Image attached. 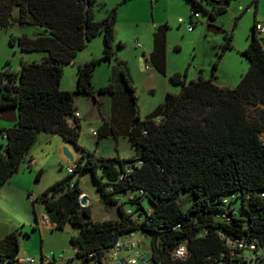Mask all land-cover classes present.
Returning a JSON list of instances; mask_svg holds the SVG:
<instances>
[{"label": "trees", "instance_id": "16d2710c", "mask_svg": "<svg viewBox=\"0 0 264 264\" xmlns=\"http://www.w3.org/2000/svg\"><path fill=\"white\" fill-rule=\"evenodd\" d=\"M95 1L0 0L1 29L15 25L41 28L33 36L9 34V45L43 55L39 61H21L15 68L6 61L0 70V108L13 105L17 112L16 122L0 127L6 136V144L0 146V188L19 170L39 133L58 134L79 157L72 172L45 189L38 200L54 228L69 224L78 230L70 241L87 264H104L105 253L129 231L149 239L150 257L158 264H215L226 249L221 235L264 244V145L260 139L264 132V49L255 30L257 22L252 24L251 40L241 52L248 68L235 87H220L213 81V72L210 78L200 76L188 83L185 73L176 72L170 81L180 85L179 92H166L164 101L145 118L136 109V89L127 65L118 60L128 103L122 99L132 116L126 136L134 154L127 158L105 156L79 144L81 116L73 119V125L68 122L76 111L74 96H94L95 66L116 58L117 10L112 8L104 19L96 21ZM189 1L190 12H199L203 2L211 4V20L225 10L215 0ZM162 31L154 32L149 54L151 63L161 71ZM100 32L102 56L78 65L75 89H61L64 65L73 62ZM224 34L226 40L217 52L213 70L224 50L232 47L233 32ZM99 92L115 93L111 82ZM116 126L103 118L97 137H115L119 132ZM88 172L100 198L116 205L119 218L93 220L89 205L80 207L83 191L79 178ZM40 174L41 170L37 171L36 180ZM57 193L60 195L55 197ZM180 195L182 199L190 197L187 207L181 204ZM237 201L240 211L233 205ZM181 244L186 245L188 255L176 258L173 250ZM18 252L16 230L0 238V261L18 262Z\"/></svg>", "mask_w": 264, "mask_h": 264}, {"label": "rangeland", "instance_id": "374dc122", "mask_svg": "<svg viewBox=\"0 0 264 264\" xmlns=\"http://www.w3.org/2000/svg\"><path fill=\"white\" fill-rule=\"evenodd\" d=\"M211 7V4L203 2L199 17L192 20L190 19L191 2L189 0L95 1L93 17L96 21L104 19L112 8L117 10L114 23L116 58L111 61H102L95 66L92 76L94 96L84 94L74 96L75 108L81 116L79 144L105 156L117 152L124 157L134 154L131 142L126 136L132 116L126 112L125 100L122 99L128 96V92L117 69L118 60L127 65L128 75L136 89V109L141 118H145L156 110L158 105L164 101L166 92L173 94L179 92L180 85L170 81V76L176 72L186 74V83L200 76L210 78L213 72V81L219 85L224 84L230 88L236 86L241 75L248 68V61L241 52L251 40L252 24L255 21L264 24V0H229L227 4H224L225 10L218 13L213 20L209 19L208 13ZM17 13V8H14L13 15L16 16ZM191 20L195 23L189 30ZM209 24L222 29L223 32L209 31ZM164 26L166 28L163 32ZM37 29L41 28L19 27L18 25L9 30L0 28V70L6 61H9V64L15 68L21 61H33V58L38 59L37 61L41 60L39 52H21L16 45L11 46L8 43L9 34L26 33L33 36L38 31ZM158 30L164 34L162 59L159 61L163 70L161 71L154 65L151 69L142 70L141 57L145 55L148 62V56L154 45V32ZM224 32H233L232 47L224 50L217 68L213 70L212 64L217 58V52L221 50L226 40ZM257 36L264 49V32H257ZM119 42L121 46H118ZM103 48V33L100 32L77 53L72 64L64 65L61 89H75L78 65L91 58L102 56ZM109 82L114 87L113 96L109 92H99V88ZM126 101L128 103L127 98ZM249 111H253V108ZM105 117L117 125L118 135L98 138L97 135L90 134L89 130L97 131L101 119ZM6 123L0 122L3 125H7ZM53 138L55 140H52L51 145L55 147L58 145L59 137L53 135ZM0 141L6 144V138L2 139L1 132ZM58 150L56 147L55 152L58 153V157L51 154L52 156L44 159L40 180L35 179L37 170L31 168L34 170L30 171V168H26L25 161L22 162L19 172L16 173L22 178L20 185L25 188L19 192L20 199L0 201V226L2 229H4L3 226L9 227L10 230L13 226L18 229L17 258L19 261L12 264H44L47 257H51L49 264H87L77 256L76 249L70 241V237L78 233L77 229L69 224L63 229L54 227L49 229L43 225L39 226L35 221V215L37 219H40L43 213L46 214L44 204L35 200L42 197V190L67 175L68 166H73V161L62 162L65 159ZM79 180L81 190L89 200L87 204L91 209L93 220L119 218L116 205L105 203L100 198L89 172L81 176ZM29 193L33 196L31 200L27 197ZM58 195L60 193L54 196ZM182 197L180 195L179 200L184 207H187L190 197L184 199ZM122 200L123 198L119 197V201ZM146 203L147 201L144 202ZM233 205L237 206L240 211L238 201ZM138 236L140 234L136 233L137 238ZM148 247L149 239L143 238L141 250L146 252ZM21 258H32L34 262L20 261ZM0 264L6 263L0 261Z\"/></svg>", "mask_w": 264, "mask_h": 264}, {"label": "built area", "instance_id": "2783aa9c", "mask_svg": "<svg viewBox=\"0 0 264 264\" xmlns=\"http://www.w3.org/2000/svg\"><path fill=\"white\" fill-rule=\"evenodd\" d=\"M192 20L199 17V12H190ZM190 21L188 29H192L195 22ZM255 30L257 32H264V24L256 23ZM137 45H140L137 43ZM80 116L78 111H75L73 116L68 119L71 125L74 124L73 119ZM89 133L97 135V131L90 129ZM262 144L264 145V132L260 135ZM73 166L67 167V173H71ZM130 171L129 169L127 170ZM122 177V175H120ZM143 193V191H140ZM30 200L33 199L29 197ZM37 201V200H36ZM40 201V200H39ZM127 213L131 210L127 209ZM234 212V210H232ZM225 220H228V215H222ZM138 218V217H136ZM42 224L48 227H55V223L49 221L46 215L42 216ZM142 235L136 237V233L129 231L118 237L114 245L105 253L104 264H158L154 262L150 257L149 248L147 251L141 250ZM221 239L224 240L226 245L225 251H223L216 259L215 264H264V244H260L254 240H248L246 238L232 237L221 235ZM173 256L176 258H185L188 255V249L185 244L177 246L173 250ZM50 258L47 257V260ZM21 261H27L33 263L34 259L24 258Z\"/></svg>", "mask_w": 264, "mask_h": 264}, {"label": "crops", "instance_id": "0c3cea01", "mask_svg": "<svg viewBox=\"0 0 264 264\" xmlns=\"http://www.w3.org/2000/svg\"><path fill=\"white\" fill-rule=\"evenodd\" d=\"M17 8V7H15ZM18 10V9H17ZM39 32L40 29H37ZM20 32H22V30H20ZM36 32V33H37ZM43 55L40 53V58L42 57ZM76 57V56H75ZM149 57V56H148ZM33 60H38V59H34ZM141 67H142V70H146V69H151L153 68V64L151 63L150 61V57L148 58V62L146 60V57L145 55H142L141 57ZM148 63V64H147ZM218 84V83H217ZM219 85V84H218ZM220 87H226L224 84H220L219 85ZM230 88V87H228ZM160 104V103H159ZM77 111V110H76ZM106 118V117H105ZM103 118L101 119V122H102ZM0 122H4V121H0ZM100 122V123H101ZM5 123V122H4ZM7 125H3V124H0V127H7L8 126V123H6ZM52 135V136H49V135ZM53 135H58V134H53V133H45V132H41L39 133L38 135V138H37V141L36 143L31 147L29 153L27 154V156L25 157L24 161H25V164H26V168H30L29 170L32 171V170H41V174L40 176L42 175V172H43V161L44 159L47 157V156H52V155H56V157H58V153L55 152V148L57 147L59 150V154L65 159L63 160L62 162H65V161H68L67 158H65L63 156V153H62V147L65 145L67 146V148L70 150V152L72 153L73 155V166H74V161L77 160V158L79 157V153L76 149H74V147L64 141L60 135H58L59 137V141H58V145H55V147L53 145H51V142L52 140H55V138H53ZM6 138V136L2 133V139ZM57 142V141H56ZM0 146L4 147V142L2 143V141H0ZM50 144V146H48ZM97 152V151H96ZM52 154V155H51ZM114 155H117V156H120V157H124L122 155H120L118 152L115 153V154H112V155H108V156H114ZM132 156V155H131ZM127 158V157H125ZM23 161V162H24ZM69 167V166H68ZM31 168H34V169H31ZM36 171V173H37ZM19 172V171H18ZM16 172V173H18ZM13 174L12 176H10L6 181L5 183L2 185V187L0 188V201L2 200H5L8 199L9 201H15L17 200L18 198L20 199V196H19V192L23 189H25L23 187V185H20V183H22V178H20V176H18L17 174ZM68 174V173H67ZM14 175H17V176H14ZM40 176H39V179L40 180ZM45 190V189H44ZM42 190V191H44ZM82 195H84V192L82 193ZM27 197H31L33 198V196L31 195V193H29L27 195ZM37 201L38 198L36 199ZM35 200V201H36ZM89 202V200L87 199V203ZM1 205V204H0ZM1 211V210H0ZM43 215H46L45 213H43L41 215V218ZM37 219L36 218V215H35V221L37 222V224L40 226V225H43L45 226L44 224H42V219ZM104 218H102L101 220H103ZM23 224V223H22ZM4 229H2V227L0 226V232H2L0 234V238H2L5 234L13 231V230H17L16 227L13 226V229H9V227H6V226H3ZM45 228H49V229H53V227H48V226H45ZM20 232V231H19ZM74 248V247H73ZM75 250V249H74ZM42 258H44V255H42ZM50 259L47 260V258H45V263L44 264H49L51 262V257H49ZM18 259V258H17ZM24 259V258H21L20 261ZM19 261V259H18Z\"/></svg>", "mask_w": 264, "mask_h": 264}, {"label": "water", "instance_id": "95a60500", "mask_svg": "<svg viewBox=\"0 0 264 264\" xmlns=\"http://www.w3.org/2000/svg\"><path fill=\"white\" fill-rule=\"evenodd\" d=\"M217 5L219 6H223L225 4V0L223 1H218L216 2ZM208 30L211 31V32H215V33H221L223 32L222 29L214 26V25H211L209 24L208 25ZM73 62L71 61L70 64H72ZM159 119L161 118V116L158 117ZM0 121H4V122H7V123H14L17 121V112H16V108L15 106L13 105H9V106H5V107H1L0 108ZM62 153H63V156L65 158H67L69 161H73L74 158H73V155L72 153L70 152V150L67 148V146H63L62 147ZM79 203L82 205V206H85L87 204V198L84 196V195H81L80 198H79Z\"/></svg>", "mask_w": 264, "mask_h": 264}, {"label": "clouds", "instance_id": "9594fccd", "mask_svg": "<svg viewBox=\"0 0 264 264\" xmlns=\"http://www.w3.org/2000/svg\"><path fill=\"white\" fill-rule=\"evenodd\" d=\"M81 195H82V194H81ZM81 195H80V196H81ZM79 198H80V197H79ZM86 205H88V204H86Z\"/></svg>", "mask_w": 264, "mask_h": 264}]
</instances>
